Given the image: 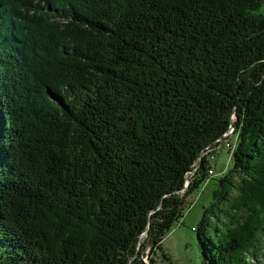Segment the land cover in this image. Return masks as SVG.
Returning <instances> with one entry per match:
<instances>
[{
  "label": "trees",
  "instance_id": "trees-1",
  "mask_svg": "<svg viewBox=\"0 0 264 264\" xmlns=\"http://www.w3.org/2000/svg\"><path fill=\"white\" fill-rule=\"evenodd\" d=\"M211 180L202 264H264V0H0V264H158Z\"/></svg>",
  "mask_w": 264,
  "mask_h": 264
},
{
  "label": "rangeland",
  "instance_id": "rangeland-1",
  "mask_svg": "<svg viewBox=\"0 0 264 264\" xmlns=\"http://www.w3.org/2000/svg\"><path fill=\"white\" fill-rule=\"evenodd\" d=\"M233 128V127H231ZM235 133L229 135V140L226 137L219 139L214 149H207V152L203 153V157L206 156L213 163L218 165V168L226 169V171L232 167L231 155H229V149L227 142L234 139ZM234 143V142H233ZM220 145V146H219ZM214 161L213 157H209L207 154L216 151ZM206 153V154H205ZM212 164V163H211ZM215 181L211 180L205 186H201L194 196L191 198V204L184 214V218L171 230V232L165 237L163 241L162 251H157L158 264H202L203 252L202 245L199 240L197 228L204 215L205 209L209 208L213 203V189ZM187 189V188H186ZM148 236V235H147ZM147 236L141 238L140 245L144 243ZM143 239V240H142ZM147 251V256L149 254ZM163 254H166L169 259H165ZM146 256L145 261L149 263V259Z\"/></svg>",
  "mask_w": 264,
  "mask_h": 264
},
{
  "label": "built area",
  "instance_id": "built-area-1",
  "mask_svg": "<svg viewBox=\"0 0 264 264\" xmlns=\"http://www.w3.org/2000/svg\"><path fill=\"white\" fill-rule=\"evenodd\" d=\"M232 132H234V128H230V131L224 136L226 137L227 141H228L229 135L232 134ZM226 144H227L228 149H230V151L233 153V143L231 142V140L230 142H227ZM210 175L214 176V171H210ZM188 185H189V182H187L186 188L188 187Z\"/></svg>",
  "mask_w": 264,
  "mask_h": 264
},
{
  "label": "crops",
  "instance_id": "crops-1",
  "mask_svg": "<svg viewBox=\"0 0 264 264\" xmlns=\"http://www.w3.org/2000/svg\"><path fill=\"white\" fill-rule=\"evenodd\" d=\"M214 161H216V159L214 160ZM211 167H212V169L214 170V173L216 174V175H223L225 172H226V169H223V168H218V165L215 163H212L211 164Z\"/></svg>",
  "mask_w": 264,
  "mask_h": 264
},
{
  "label": "water",
  "instance_id": "water-1",
  "mask_svg": "<svg viewBox=\"0 0 264 264\" xmlns=\"http://www.w3.org/2000/svg\"><path fill=\"white\" fill-rule=\"evenodd\" d=\"M147 235H148V234H147V232H146L143 236H147ZM142 240H143V239H142ZM140 242H143V241L140 240Z\"/></svg>",
  "mask_w": 264,
  "mask_h": 264
}]
</instances>
